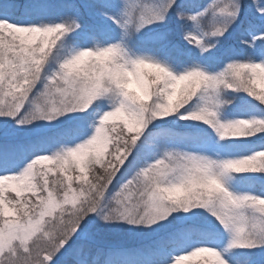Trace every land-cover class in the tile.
I'll list each match as a JSON object with an SVG mask.
<instances>
[{
  "label": "snow or ice",
  "instance_id": "snow-or-ice-1",
  "mask_svg": "<svg viewBox=\"0 0 264 264\" xmlns=\"http://www.w3.org/2000/svg\"><path fill=\"white\" fill-rule=\"evenodd\" d=\"M0 264H264V0H0Z\"/></svg>",
  "mask_w": 264,
  "mask_h": 264
},
{
  "label": "rangeland",
  "instance_id": "rangeland-1",
  "mask_svg": "<svg viewBox=\"0 0 264 264\" xmlns=\"http://www.w3.org/2000/svg\"><path fill=\"white\" fill-rule=\"evenodd\" d=\"M106 243H113V244H120L123 243V241H121L118 237L113 236L111 238H109L108 240L105 241Z\"/></svg>",
  "mask_w": 264,
  "mask_h": 264
}]
</instances>
